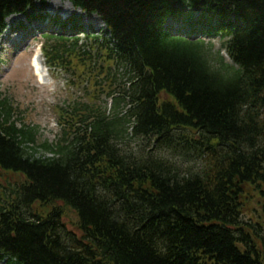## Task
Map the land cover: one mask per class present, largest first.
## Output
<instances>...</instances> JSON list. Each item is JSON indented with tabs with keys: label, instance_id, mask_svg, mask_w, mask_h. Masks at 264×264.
<instances>
[{
	"label": "trees",
	"instance_id": "16d2710c",
	"mask_svg": "<svg viewBox=\"0 0 264 264\" xmlns=\"http://www.w3.org/2000/svg\"><path fill=\"white\" fill-rule=\"evenodd\" d=\"M36 1L45 0H0V28L7 14ZM70 1L111 29L108 59L139 71L129 96L132 136L155 148L175 141L192 165L179 173L121 156L102 120L77 157L60 149L48 160L29 141L32 131L2 121L0 167L23 172L25 181L0 198V252L22 264H264V0ZM177 5L218 11L217 23L209 17L199 29L222 36L233 66L220 57L213 66L212 44L163 30L166 18L181 14ZM229 17L236 21L224 22ZM68 52L59 44L50 60ZM104 156L105 169L95 166ZM253 199L262 223L245 219ZM57 201L76 212L81 238L66 230L61 209L29 213L35 203Z\"/></svg>",
	"mask_w": 264,
	"mask_h": 264
},
{
	"label": "rangeland",
	"instance_id": "374dc122",
	"mask_svg": "<svg viewBox=\"0 0 264 264\" xmlns=\"http://www.w3.org/2000/svg\"><path fill=\"white\" fill-rule=\"evenodd\" d=\"M55 8L65 7L70 9L69 6L60 1H49V5ZM51 9V8H50ZM52 10V9H51ZM75 13V12H73ZM64 17L71 16L68 12L63 13ZM75 16L79 17L77 13ZM90 22L94 23L93 26L98 27L99 22L95 17H90ZM81 26L84 25L86 27V22H81ZM6 33V32H5ZM35 34V33H34ZM33 34V35H34ZM33 37V36H32ZM35 37V36H34ZM39 43H41L42 36L37 35ZM207 40V39H206ZM29 46L26 49L24 46H21L15 52L10 50L13 45L4 44L0 50V59L2 61H8L7 65L3 66V71L8 72L15 71L18 67L20 71L22 69V65L24 66L25 74L14 75L9 81L6 87H3L2 97H7L9 100L16 105V110L21 113V120L25 123L33 124V126L39 127V137L40 140L47 139L49 141L53 140L57 128L55 125V107L63 106L67 107L72 101H80V103L88 105H93L96 100L90 101L88 95L90 94V89L92 84L85 81V76L81 75L77 77V75H71V73H58L54 72L53 74L46 77V84L44 86H39L34 78L31 77V73L29 71L28 58L30 53L37 43L36 40L30 41ZM215 49L218 50L219 44L217 41H214ZM37 47V46H36ZM21 54V61L15 60L16 55ZM8 58V59H7ZM228 63V59H225ZM4 72V73H6ZM99 81V77H97ZM70 82V83H69ZM100 84V82H98ZM99 91V90H97ZM99 99L103 97L101 95L98 96ZM105 99L103 100V102ZM102 103V102H101ZM47 123V126H46ZM15 184V181L13 182ZM257 199H253L250 206L245 209V219H250L251 222L262 223V215L260 205L256 203ZM75 218L71 212H66V219L64 222L67 224L69 229L75 230Z\"/></svg>",
	"mask_w": 264,
	"mask_h": 264
},
{
	"label": "bare ground",
	"instance_id": "6f19581e",
	"mask_svg": "<svg viewBox=\"0 0 264 264\" xmlns=\"http://www.w3.org/2000/svg\"><path fill=\"white\" fill-rule=\"evenodd\" d=\"M9 34H10V32H8L7 38H9ZM37 61L40 62V57L39 56H37Z\"/></svg>",
	"mask_w": 264,
	"mask_h": 264
}]
</instances>
